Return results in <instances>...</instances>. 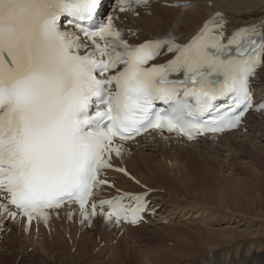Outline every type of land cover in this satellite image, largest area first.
<instances>
[{
  "label": "snow or ice",
  "instance_id": "obj_1",
  "mask_svg": "<svg viewBox=\"0 0 264 264\" xmlns=\"http://www.w3.org/2000/svg\"><path fill=\"white\" fill-rule=\"evenodd\" d=\"M103 11L104 0H0V209L12 219L47 221V210L65 203L94 216L89 202L108 183L101 171L121 155L118 141L149 128L189 139L223 132L240 124L242 105L253 106L250 77L264 63V30L226 36L209 21L187 44L166 42L176 55L160 65L151 62L164 42L129 44L111 17L100 21ZM218 98L231 104L221 108ZM156 101L168 109L156 110ZM124 199L100 201L110 209L101 214L137 223L144 199Z\"/></svg>",
  "mask_w": 264,
  "mask_h": 264
},
{
  "label": "bare ground",
  "instance_id": "obj_2",
  "mask_svg": "<svg viewBox=\"0 0 264 264\" xmlns=\"http://www.w3.org/2000/svg\"><path fill=\"white\" fill-rule=\"evenodd\" d=\"M158 1L151 0L140 6L138 16L132 11L118 15L115 10L111 14L115 28L125 40L132 44L162 37L187 40L213 11L219 9L229 20L228 30L264 20V0H160L188 2L185 6L163 9L155 7ZM258 76L256 93L260 91L262 95L264 64ZM234 160L243 163L238 169L241 172L233 167L229 170ZM115 162L133 178L109 172L115 187L108 193H116L118 189L150 191L152 204L147 223L120 226L105 221L100 213L82 219L75 207H66L50 211L47 221L39 217L37 224L29 227L23 216L12 220L8 214L0 212V264H10L4 258L8 254L15 259L21 255L22 264H79L83 258L96 260L108 251H112L117 262L124 261L125 264L164 260L167 261L165 264H264V241L259 242L253 236L251 240L238 239L239 233H229L231 229L226 226L213 227V233L203 237L204 229L191 226L194 222L188 226L168 225L163 233L171 244L163 242L167 247L161 252L145 253L146 250L140 249L147 244L145 235L157 233L150 225L189 208H197L196 217L203 212L221 213L224 215L222 221L226 222L233 220L234 214H249L255 219L252 215L258 213L264 219V111L259 114L249 112L239 130L222 136L206 135L191 143L160 133L147 134L134 144L122 146L121 155L115 157ZM249 179L256 184L250 185ZM236 189L238 196L232 199V191ZM166 208L168 212L162 215ZM111 240L114 245L107 249ZM163 245L157 246L162 249ZM29 247L32 252L27 253Z\"/></svg>",
  "mask_w": 264,
  "mask_h": 264
},
{
  "label": "rangeland",
  "instance_id": "obj_3",
  "mask_svg": "<svg viewBox=\"0 0 264 264\" xmlns=\"http://www.w3.org/2000/svg\"><path fill=\"white\" fill-rule=\"evenodd\" d=\"M169 4H171V3H167V1H158L157 3H155V7H157V8H159V9H163V8H171V7H174L173 5H169ZM185 6V5H184ZM190 19H188V21H189ZM128 32H129V30H128ZM217 141V140H216ZM240 158H243V155H240ZM235 163V164H234ZM234 163H232V165L231 166H229L228 168H229V170L230 169H233V168H236V170L237 171H239V172H241L240 170H238L239 169V166H242L243 165V163H241L240 161H235L234 160ZM233 167V168H232ZM243 174H244V171L242 172ZM241 176H243L242 174H240ZM250 181H249V183H250V185H252V184H256V183H254L253 181H251V179H249ZM234 191L235 190H233L232 191V199H234L235 198V196H236V198H237V196H238V190L236 189V193H234ZM237 194V195H236ZM169 207V206H168ZM196 210H197V208H192V209H186L184 212H182V213H175V214H170L168 217H167V219H165V220H162L161 219V221H158V223L156 224V225H150V227L152 228L153 226V229H155L156 231H157V233H153V232H151V234H147V235H149V236H151V237H149V236H147V235H145V236H147V237H145L144 236V241L147 243L146 245H142L141 247H140V249H143L144 251H145V253H148V252H150V253H152V251L154 250L155 252L157 251V252H161L163 249H165L166 247H167V245H165L163 242H165V243H169V244H171V241L169 240V239H167V237H166V234L165 233H163V231H166V229H167V227H168V225H170V226H175V223H176V226H179L180 224H184V226H188L189 225V223H191V222H194V223H197V224H194V223H191L190 225L191 226H194V227H196V228H198L199 230H203L202 232H204V234H203V237L205 236H207L208 234H211V233H213V230H214V228L213 227H219V228H229V230L231 229H233V227H234V230H230L229 231V233H239L240 234V236H239V234H238V239H242V240H245V238H247V240L249 239V240H251L253 237L255 238V240L257 239L259 242H263L264 241V223L262 222L264 219L263 218H261V216L258 214V213H255L254 215H252V217H254L255 219H253V218H251V215L249 216V214L248 215H235L234 214V219L233 220H231V221H229V222H226V221H222V217L224 216L223 214H221V213H216V214H214V213H205V212H203L201 215H199V216H195L194 214L196 213ZM165 212H168V210H167V208L165 209V210H163V213H162V215H164L165 214ZM189 213V214H188ZM156 214V213H155ZM191 214H193V215H191ZM208 214V215H207ZM101 216V215H100ZM244 216V217H243ZM247 216L248 217H250L249 219L247 218ZM158 217V216H157ZM160 217V216H159ZM171 217H173V218H171ZM208 217V218H207ZM215 217H216V219H215ZM193 218V219H192ZM206 218V219H205ZM259 218H261V220L259 219ZM212 221H211V220ZM258 219L260 220V221H258ZM206 220V221H205ZM209 220V221H208ZM247 220H248V222H247ZM257 220V221H256ZM166 221V222H165ZM211 221V222H210ZM251 221V222H250ZM254 222V224H253V222ZM168 222V223H167ZM178 222V223H177ZM203 222V223H202ZM233 222V223H232ZM247 222V223H246ZM180 223V224H179ZM200 224V226H198L199 224ZM208 223V224H207ZM229 223V224H228ZM240 223H242V224H240ZM160 224V225H159ZM167 224V225H166ZM213 224V225H212ZM248 224V225H247ZM253 224V225H252ZM163 225V226H162ZM205 225H207L206 227H208V228H206V230H205V228H204V226ZM247 225V226H246ZM157 226V227H156ZM203 226V227H202ZM226 226V227H225ZM262 226V227H261ZM162 227V228H161ZM211 227V228H210ZM87 228H90V225H87ZM238 228V229H237ZM248 228V229H247ZM250 228V229H249ZM260 228V229H259ZM211 229V230H210ZM242 229V231H240ZM252 229H253V232H252ZM258 230V232H257V230ZM263 231H262V230ZM8 229H4V231H7ZM199 230H198V232H199ZM248 230H249V233H248ZM251 230V231H250ZM159 231V232H158ZM210 233H209V232ZM237 231V232H236ZM240 231V232H239ZM244 232V233H243ZM245 232H246V234H245ZM259 232H261V233H259ZM200 233V232H199ZM206 233V234H205ZM208 233V234H207ZM255 233H256V235H255ZM263 233V234H262ZM245 234V235H244ZM249 234V235H248ZM153 235H154V237H155V241L153 240ZM158 236V237H157ZM253 236V237H252ZM262 236V237H261ZM166 237V238H165ZM251 238V239H250ZM253 238V239H254ZM263 238V239H262ZM147 240V241H146ZM150 240V241H149ZM201 240H203V239H201ZM112 242H111V244L108 246L107 245V249L108 248H110L111 246H113L114 245V240H111ZM158 242V244H157V242ZM162 241V242H161ZM151 242V243H150ZM152 242H154V243H152ZM156 242V243H155ZM159 243H161V244H159ZM149 244H151V245H153V248H152V246L150 247L149 246ZM164 244V245H163ZM157 245H159L160 246V248H161V246L163 245V247H162V249H160V248H158L159 246H157ZM151 248V249H150ZM177 249H179V248H177ZM31 250V251H30ZM97 250V249H96ZM95 250V251H96ZM103 250H106V248H104ZM176 250V249H175ZM182 250V249H181ZM26 251H27V253L28 252H32V248H27L26 249ZM94 251V252H95ZM98 252V251H97ZM155 252H153V253H155ZM111 253H112V251H108V252H105L104 254H102V256L101 257H99L98 259H96V260H94V258L93 259H87V257L84 259L83 258V260H81L80 262H79V264H125V262L124 261H120V262H117L116 261V259H115V257H113L112 255H111ZM155 254H158V253H155ZM131 256V255H130ZM103 257V258H102ZM4 258H5V262H8V263H10V264H22V258H21V255L17 258V259H15L13 256H11L10 254H8V255H6V256H4ZM133 258V256H131V259ZM102 259V260H101ZM111 259V260H110ZM254 260V259H253ZM148 260H146V262H147ZM102 262V263H101ZM167 261L166 260H164V261H148L147 262V264H165Z\"/></svg>",
  "mask_w": 264,
  "mask_h": 264
}]
</instances>
